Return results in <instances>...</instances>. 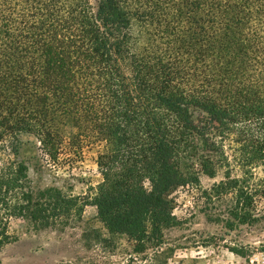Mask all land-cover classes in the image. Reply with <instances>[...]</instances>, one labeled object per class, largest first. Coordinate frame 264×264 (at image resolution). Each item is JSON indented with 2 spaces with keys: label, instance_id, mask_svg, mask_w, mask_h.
<instances>
[{
  "label": "trees",
  "instance_id": "obj_1",
  "mask_svg": "<svg viewBox=\"0 0 264 264\" xmlns=\"http://www.w3.org/2000/svg\"><path fill=\"white\" fill-rule=\"evenodd\" d=\"M234 133L243 165L264 170V0H0V251L14 219L65 229L88 204L135 252L161 246L174 192L199 186L196 164L215 176ZM26 135L54 160L103 145L102 181L85 201L36 188ZM227 179L213 192L253 201Z\"/></svg>",
  "mask_w": 264,
  "mask_h": 264
},
{
  "label": "rangeland",
  "instance_id": "obj_2",
  "mask_svg": "<svg viewBox=\"0 0 264 264\" xmlns=\"http://www.w3.org/2000/svg\"><path fill=\"white\" fill-rule=\"evenodd\" d=\"M242 139L241 133L226 139V156L216 158L215 176L196 164L193 171L199 186L174 192L179 223L165 231L161 246L150 242L145 252H135L134 241L107 233L97 218L96 207L88 204L82 221L65 229L35 230L14 219L11 226L18 240L0 251V264H264V198L255 193L264 170L243 165ZM101 151L103 145L90 143L81 158L65 150L54 160L40 149L36 137L26 135L19 159L27 164L36 188L59 187L85 201L102 181L97 165ZM228 173L231 178L244 179L243 186L248 185L255 195L250 204L237 208L232 194L213 192L222 180H228Z\"/></svg>",
  "mask_w": 264,
  "mask_h": 264
}]
</instances>
